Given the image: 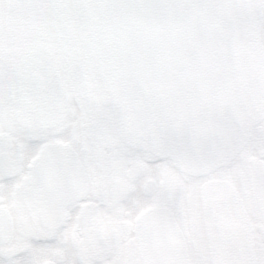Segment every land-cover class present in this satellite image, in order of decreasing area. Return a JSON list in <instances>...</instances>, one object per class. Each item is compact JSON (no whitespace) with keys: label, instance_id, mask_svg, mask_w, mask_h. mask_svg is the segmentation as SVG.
I'll list each match as a JSON object with an SVG mask.
<instances>
[{"label":"snow or ice","instance_id":"1","mask_svg":"<svg viewBox=\"0 0 264 264\" xmlns=\"http://www.w3.org/2000/svg\"><path fill=\"white\" fill-rule=\"evenodd\" d=\"M0 264H264V0H0Z\"/></svg>","mask_w":264,"mask_h":264}]
</instances>
